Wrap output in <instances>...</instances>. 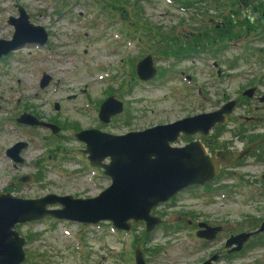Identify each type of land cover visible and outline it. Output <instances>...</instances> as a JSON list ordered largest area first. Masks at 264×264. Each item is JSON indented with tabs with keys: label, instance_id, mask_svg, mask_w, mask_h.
<instances>
[{
	"label": "rangeland",
	"instance_id": "rangeland-1",
	"mask_svg": "<svg viewBox=\"0 0 264 264\" xmlns=\"http://www.w3.org/2000/svg\"><path fill=\"white\" fill-rule=\"evenodd\" d=\"M18 5L25 9L32 23L42 25L50 36L46 45L26 44L0 60V132L10 126L16 127L8 119L14 120L21 111L55 117L56 124L61 126L58 134L48 132L54 141H42V137H48L44 135L47 131H37L34 135L37 141H28L20 153L23 160L16 168L0 158V188L6 186L7 178L40 173L39 180L18 189L20 197H36L46 192L90 197L110 184L101 168L87 164L86 155L79 150L84 144L71 138L70 133L78 127L103 126L97 112L100 103L109 95L122 101L124 109L108 126H103L104 130L123 134L212 111L226 102L225 98L234 97L245 84L264 76V53L257 50L264 46L260 45L251 50L236 47L216 54V57L232 60L244 52L246 59L240 60L230 71L235 76L225 80L215 76L211 64L215 58L209 57L210 49L198 53L184 46L179 50L185 55L181 58L175 54H161L160 50L174 46L167 40L168 33L164 38L160 36L161 29L174 30L171 33L176 37L187 31L191 33L195 26L196 9H184L180 1L0 0V38H11L13 27L7 19L18 15ZM132 5L138 8L140 19L132 12ZM148 54L157 67V74L142 81L135 73V65ZM226 66L221 64L223 70ZM43 72L52 80L40 88ZM55 101L58 109L53 107ZM261 129H254L253 133ZM235 131L236 126L228 123L213 129L211 134L221 141H236L239 147L243 141L236 136H242V132ZM248 136L250 134L246 133L244 137ZM14 139V135L0 133L1 156L4 147L15 142ZM233 170L238 174L231 173ZM249 170L254 171L249 172L253 181L251 177H241ZM224 172L226 177L221 184L227 189L236 186V192L228 195L217 192L214 199H200L198 205L193 203L195 200L184 199L190 204L183 211L193 210L198 217L215 222L243 221L250 225L251 219H263L260 193L264 183L260 173L249 166L225 168ZM173 210L170 208L166 213L180 211ZM173 218L167 214L169 224L173 223ZM104 223L84 226L65 220L43 219L17 224L18 233L27 238V259L22 264H134L130 250L132 235L121 233L115 237ZM137 231L139 234L140 229ZM188 231L184 228L167 237L159 231V242L154 240L151 245H167L155 254L151 264L198 263L204 254L195 253L198 242ZM256 243L251 244L243 256L232 260V264H264V239Z\"/></svg>",
	"mask_w": 264,
	"mask_h": 264
},
{
	"label": "water",
	"instance_id": "water-1",
	"mask_svg": "<svg viewBox=\"0 0 264 264\" xmlns=\"http://www.w3.org/2000/svg\"><path fill=\"white\" fill-rule=\"evenodd\" d=\"M17 8L18 15L7 19L13 27L11 38H0V57L25 43L42 45L47 40L45 28L32 23L22 6L18 5ZM135 68L138 79L142 81H148L157 74L150 54L141 58ZM50 78L44 72L40 87L46 86ZM234 104L235 101L230 100L212 111L123 134L96 128L75 133L74 136L85 144L82 152L87 155L90 166L101 168L102 173L110 179V184L90 197L49 193L38 198H22L9 193L0 194V264H22L26 259V237L18 233L15 228L17 224L48 218L85 224L110 221L119 229L129 230L130 221L136 223L142 220L146 231H152L162 223L160 217L151 215L153 207L188 186H202L211 181L219 173L222 164L238 162L263 142L257 140L237 155L230 149L218 150L210 155L199 141H192L182 147L172 145L182 134L193 136L199 133L207 136L217 123H225ZM123 109V102L109 95L99 106L98 117L107 123ZM17 121L59 131L58 126L39 121L27 113L20 114ZM14 161L21 162L22 159L14 156ZM19 180L27 183L31 176L25 174ZM199 226L203 229L197 232V236L207 240L214 238L220 230L219 226L206 223H200ZM262 232L264 219L258 228L231 236L226 246L234 244L232 251L240 250L251 236ZM135 261L136 264H146L139 247L135 250ZM210 261L207 260L205 264H210Z\"/></svg>",
	"mask_w": 264,
	"mask_h": 264
},
{
	"label": "flooded vegetation",
	"instance_id": "flooded-vegetation-1",
	"mask_svg": "<svg viewBox=\"0 0 264 264\" xmlns=\"http://www.w3.org/2000/svg\"><path fill=\"white\" fill-rule=\"evenodd\" d=\"M190 1L192 2V6H189L187 9L195 8L197 11V18H195L196 22H194L195 26L192 28L191 33L190 32L183 33V35H181L182 41L178 48L182 49V47L185 46L189 49L188 51L197 50L198 53L205 52L207 49H210L211 53L209 54V57L214 56L215 58L211 64L213 66V70L215 72L216 78L218 80L220 79L225 80V78L234 77L235 75H232L230 71H232L234 68L238 66L240 60L246 59L244 58V52L242 51L243 53L239 54V56L237 57H234L232 60L225 58L224 56L216 57V54L226 52L227 50L236 47L240 48L241 50H251L259 45L264 46V0H190ZM199 4H202L201 7L199 6ZM185 8L186 7H184V9ZM46 34H47V40L45 41L44 44L41 45L39 43L28 42L25 43L24 45L26 44H30V45L33 44L37 46L46 45L50 36L48 30H46ZM176 38L179 39L178 37ZM173 44L176 45V43ZM17 49L11 50L7 54L2 55L0 57V60H5L6 57L11 52ZM257 50L260 53H264V47H258ZM183 55L184 54L178 53L177 58H181L183 57ZM223 63L227 65L226 67H224V70L221 68V64ZM263 77L264 76L259 77L261 80L251 81L245 84L234 97L225 98L226 102L232 100L235 101V104L232 112L229 115H227L224 124L217 123L210 130V133L207 136H202L199 133L194 134L193 136L182 134L179 137L178 141L174 142L172 145L176 147H182L192 141H199L206 149V152L210 155L214 154L218 150H223V149H230L231 151H233L235 155H237L239 151L244 149L249 144L260 139L263 140V142L259 143L256 146V148L251 150L248 155L244 156L238 162H234L231 164H222L220 166L219 173L211 181L206 182L202 186L201 185L188 186L177 192L169 200L165 202H160L155 207H153L151 210V215L160 217L162 219V223L156 225L152 231L149 232L146 231L145 222L142 220L136 223L130 221L131 226L129 230L119 229L116 226H114L113 223L110 221H100L97 224H85L78 222L75 223L84 226H94V225L101 226L105 222L106 223L105 227H109L112 231V235L115 237H117V234H121V233L125 235L131 234L132 235L131 237L133 238V243H132L133 246H131L130 250L133 252L132 257L134 260V264H136L135 250L137 247L141 249L145 263L151 264V261L152 259H154L155 254L159 252V250H161L165 245H167L166 243H160V244L155 243V245H151L154 240H156V242H159V238H157V233L159 231H162V235L167 237V235H169L170 233L175 234V232L179 233L178 231H184V228L188 229L189 231L187 233L190 235L192 233V237L195 238L196 241L198 242V245L194 247L195 248L194 250L196 251L195 253L204 254L200 259V261L196 264H205V262L210 259H211L210 264H221V263L232 264V260L238 259L239 257L243 256L251 244H254L255 242H257L255 245L259 244L258 242L264 239V232L251 236L242 245V248L240 250L232 251V248L235 247L234 244L231 246H226L227 240L231 236L239 234L241 232L252 231L258 228L264 218L260 219L259 221H255L251 219L249 222L250 225H245L246 223L243 221L241 223H229L228 221L215 222L213 220L209 221L205 218H201L200 216L198 217L197 213H194L193 210L184 212L183 209H187L188 208L187 205L190 204L184 201V199L187 198L190 200H195L193 203L198 205L200 199H204V198L214 199L213 196L217 192H225V194L227 195L236 192L235 190L236 186H233L231 189H227V186L221 184L223 178L226 177L224 174L225 168L234 169L236 167L249 166L250 168H254L255 170H257V172L260 173V179L264 183V178H263L264 81L262 80ZM51 80L52 79L50 78V81L48 82L49 84L51 83ZM39 87H40V81H39ZM251 88H253V90H249ZM58 105L59 104L56 103L55 101L53 107L55 109H58ZM98 112H99V108H98ZM98 112H97L98 120L103 124V126H108L112 122V119L117 115L121 114L123 111L119 114L112 116L109 122L107 123L100 120V118L98 117ZM22 113L30 114L35 118H37L39 121H44L56 125L59 127V131L61 130V126L56 124V121L54 119L55 117H51V116L42 117L34 111H29V112L21 111L20 113H18L19 115L14 117V120L8 119L11 120L12 122L10 124L11 125L14 124L16 125V127L10 126L8 127L7 130L2 129L0 133L2 134L4 132V134L9 133V135H14L15 139L13 141L15 142L10 144L9 146L4 147L3 156L0 155V158L3 157L4 160L6 159L7 161L11 162V166L13 168H16L18 166L17 163L20 164L22 162V161L15 162L14 156L20 157L22 159L20 153L29 144L28 141H37V139L34 138V135H37V131L41 129L47 131L44 135L45 136L48 135V137H42L41 138L42 141H54V138L51 137V135L48 132L52 133L53 135L58 134L54 132L51 128H48L46 126H42L38 124L31 125L27 123L18 122L17 119ZM228 123L236 126L237 128V131H235L236 133L237 132L239 133L240 131L242 132V136L235 135L236 137H238L243 141L239 147H236L235 145L236 141H223V140L221 141V139H219L218 136L211 134V131L213 129H219L220 126L227 125ZM103 126L99 125V126L87 127L82 129L79 127L75 129L72 128L73 131L70 132L72 136L71 138L75 139L76 141H80L74 136L75 133L88 128H96L101 131H105ZM259 127L262 128L261 129L262 131L254 134L253 133L254 129ZM246 133L250 134V136L244 137ZM32 135L33 137H31ZM71 138L68 139V141H70ZM17 143H21V144L15 147ZM42 147L45 148L44 145ZM84 148H85V144H84ZM211 149L213 151H211ZM79 150L82 154H85L82 152V148H79ZM86 160H87V164H89L87 155H86ZM255 167H257L258 169H256ZM249 172H254V171L253 170L246 171L244 174H241V177L243 178V176H245V177H249V179L251 177L250 181H253L252 180L253 177L249 175L250 174ZM231 173L238 174L237 171L235 170H233ZM28 174L31 176V180L27 183H22L19 180L20 177L25 174H19L16 177H12L11 180L7 178L5 180L6 186L3 185V187L0 188V194L9 193L14 196H17V194L19 193L18 189L20 187L33 184L35 181L39 180L38 175L40 173H38V175L35 173L34 174L28 173ZM227 190H229L228 193ZM49 193H53V192H46L42 195H38L36 197H29V198H38ZM260 194L262 195L261 202L264 205V189ZM22 198H28V197L24 196ZM205 202L207 203V201ZM257 203L260 202L257 201ZM48 207L51 208L52 206H48ZM170 208L174 209L173 212L177 210L180 211H177L176 213H166V210ZM167 214L174 216L172 220L173 223L171 222L170 224L168 223ZM68 222H73V221H68ZM200 223H206L209 226H219L220 230L217 232L214 238H212L211 240H207L203 237L197 236V232L203 229L202 227L199 226ZM138 228L140 229L139 234H137ZM26 243H27V238H26ZM214 257L216 258L213 259ZM26 259H27V253H26Z\"/></svg>",
	"mask_w": 264,
	"mask_h": 264
},
{
	"label": "trees",
	"instance_id": "trees-1",
	"mask_svg": "<svg viewBox=\"0 0 264 264\" xmlns=\"http://www.w3.org/2000/svg\"><path fill=\"white\" fill-rule=\"evenodd\" d=\"M175 2H178V1H180V4H181V6L184 8V7H186V8H188L189 6H192V2L190 1V0H174ZM190 1V2H189ZM133 6V5H132ZM123 8V7H122ZM137 10H138V8L137 7H134L133 6V9H132V12L134 11V14H135V17L136 18H138L139 16L137 15ZM141 17H139L138 19H140ZM142 21H145V19H143ZM163 30L161 29L160 30V32H159V34H160V36H162V38H164L163 36H165V34L166 33H168V36H166V37H168V41L169 42H172V43H176V45H174V46H168L167 47V49H165V50H160V52H161V54H166L167 56L168 55H174L175 57H177V54L178 53H180L179 52V50H181V49H179L178 47L180 46V43H181V41H182V38H181V35H183V34H180V35H175L176 37H178L179 39H177L176 37H173L174 36V34L173 33H171L172 31H174V30H170V29H168L167 30V32L166 31H163ZM165 32V33H164ZM187 33H189V31H187ZM162 34V35H161ZM175 39V40H174ZM175 49V50H174ZM183 53V52H182Z\"/></svg>",
	"mask_w": 264,
	"mask_h": 264
}]
</instances>
